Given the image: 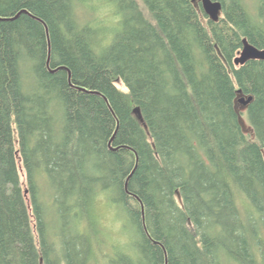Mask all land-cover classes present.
Returning <instances> with one entry per match:
<instances>
[{"label":"trees","instance_id":"16d2710c","mask_svg":"<svg viewBox=\"0 0 264 264\" xmlns=\"http://www.w3.org/2000/svg\"><path fill=\"white\" fill-rule=\"evenodd\" d=\"M108 1L111 34L0 0V264H93L100 196L134 234L104 264H264V0Z\"/></svg>","mask_w":264,"mask_h":264},{"label":"rangeland","instance_id":"374dc122","mask_svg":"<svg viewBox=\"0 0 264 264\" xmlns=\"http://www.w3.org/2000/svg\"><path fill=\"white\" fill-rule=\"evenodd\" d=\"M250 6H253L254 0H246ZM86 6L81 5L79 14L83 20L88 17L92 21H98V24L104 26V32L111 34L114 28L118 26L119 18L115 14L113 5L108 0H85ZM83 16V17H82ZM117 86L123 89L121 82H117ZM243 109V107H242ZM245 129L249 131L246 125ZM21 180L24 179L23 171L20 174ZM94 214L97 221L100 240V250L95 251V258L93 264H104L105 256H111L116 250L124 251L127 249L128 244L126 241L134 237L132 229L130 233L125 232L123 229V223L121 222L119 215L115 207H112L103 197H99L95 202ZM85 226V223L83 224Z\"/></svg>","mask_w":264,"mask_h":264},{"label":"water","instance_id":"95a60500","mask_svg":"<svg viewBox=\"0 0 264 264\" xmlns=\"http://www.w3.org/2000/svg\"><path fill=\"white\" fill-rule=\"evenodd\" d=\"M200 1L206 15H208L211 20L217 21L220 16V12L222 8L221 3L212 0H200ZM22 12L26 13V11H22ZM18 15L19 13L12 19L16 18ZM0 20H6V19L0 18ZM252 59L264 60V49H258L255 46L251 45L246 39H243V47L239 52V54L235 57L234 64L243 65L244 63ZM250 100L251 97H248L246 100L244 98H241L240 103L243 106H245L250 102ZM134 113L139 115L138 107L134 109Z\"/></svg>","mask_w":264,"mask_h":264}]
</instances>
